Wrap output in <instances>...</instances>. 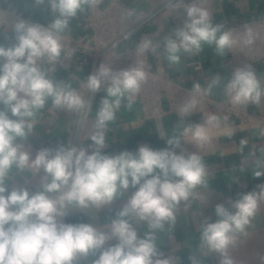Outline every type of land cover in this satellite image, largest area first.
Here are the masks:
<instances>
[{
	"label": "clouds",
	"instance_id": "obj_1",
	"mask_svg": "<svg viewBox=\"0 0 264 264\" xmlns=\"http://www.w3.org/2000/svg\"><path fill=\"white\" fill-rule=\"evenodd\" d=\"M42 4L44 0H37ZM102 0H48L55 18L44 26L22 18L12 26L13 39L0 44V264H76L81 258L96 256L92 264H173L170 258H159L157 232L175 220L177 208L192 197L198 186H207L208 173L197 153H177L182 138L201 145L209 141L205 125L218 127L220 118L210 114L204 123L187 124L179 135L166 140L163 149L141 145L136 152L122 151L104 154L108 125L116 119L122 101L129 109L147 81L145 62L138 59L148 52L157 53L163 47L171 65L181 61V54L194 55L205 45L214 46L215 53L224 56L233 47L251 45L255 36L251 29L240 35L222 30L213 24L209 11L195 0L184 4L187 18L183 25L164 37L162 45L145 34L136 46L135 64L115 71L101 63L85 82L93 94L104 90L106 95L96 112L93 142L89 152L72 144L56 148H42L33 157L27 141L36 128V117L46 105L53 109L87 114L90 101L70 84L51 78L45 65L54 66L63 51V33L70 21L85 7L95 8ZM178 5H173L177 8ZM128 16L133 15L129 10ZM219 74L207 87L194 83L192 91L209 95L221 84ZM228 102L236 107L259 105L264 99V83L250 65L237 67L224 84ZM199 101L189 99L180 109L188 116ZM9 113H11L10 118ZM229 131L230 129H226ZM163 138V137H161ZM242 144L245 141H241ZM262 162L257 161L254 177L264 176ZM13 168L30 171L39 177V190L7 186ZM136 190L103 229L91 223H65L64 217L73 209H101L111 205L129 187ZM264 203V184L239 195L230 206L217 204V219L205 218L199 226V252L207 256L218 254L219 264H235L230 249L235 246ZM59 218V219H58ZM143 223L147 231L143 238L136 225ZM117 243L105 247L108 241ZM192 264H200L198 256L190 257Z\"/></svg>",
	"mask_w": 264,
	"mask_h": 264
},
{
	"label": "crops",
	"instance_id": "obj_2",
	"mask_svg": "<svg viewBox=\"0 0 264 264\" xmlns=\"http://www.w3.org/2000/svg\"><path fill=\"white\" fill-rule=\"evenodd\" d=\"M124 1L134 9L131 16L134 24L166 0ZM186 1L187 3L192 2V0ZM195 2L209 11L213 24L222 25V30L226 23L244 20L252 16H264V0H195ZM170 3L157 10L142 25L119 41L116 45L117 48L133 44L144 30L153 34L152 40L155 43L159 42L162 45L164 37L170 35L174 29L181 27L187 18L184 7L174 9ZM87 10L86 6L84 11L79 12L70 21L69 27L63 35L74 37L84 35L85 32L80 22ZM0 12L11 13L18 19L22 18L30 23H40L44 26H47L55 18L50 11L48 0H44L42 4L37 3V0H0ZM11 29V26L0 25V44L8 45L12 42L13 32ZM222 59L223 56L215 53L214 46L207 45L198 54L182 53L181 61L177 65H171L167 61L162 46L157 49L156 54L150 53V60L155 66L165 67L176 80L185 86H191L197 80L203 87H207L212 77L219 74L222 78L221 84L214 87L209 94L218 99L227 98L224 84L230 79L233 72L223 66ZM197 60L201 65L199 69L191 64ZM44 67L46 70L49 67L52 68L49 75L54 80L68 83L71 87L75 85L57 64ZM252 68L264 83V61L253 64ZM105 95L106 93L102 91L90 96L91 107L87 116H96L100 102ZM126 105L127 99H124L116 114V119L108 125L107 147L102 149L104 154L114 155L125 150L136 152L141 145H148L153 149L170 147L166 140L171 136L179 135L184 126L204 123V116L200 114L185 119H178L174 116L166 117L165 136L160 138L155 132L152 122H136L140 114L136 102L130 109ZM2 107L0 105V108ZM247 107L254 114L264 115V99L259 105L249 104ZM9 116L15 118L11 117V113ZM36 118L39 119V122L36 123L32 135L27 141H22L26 149L30 146L33 157L42 148H56L68 144L74 146L81 114L53 109L49 102ZM225 125L227 124L221 123L220 126ZM241 141H245V143L242 144ZM86 142L93 143L90 139ZM257 161L264 164V129L257 128L250 132L238 130L223 135L218 154L203 158L208 173V183L207 186H201L203 190L201 202L196 201L193 196L190 197L187 206L182 202L176 210L175 220L167 223L164 230L157 232V246L162 253L159 258H170L173 264H192L190 257L198 256L200 264H219L218 254L211 253L204 256L199 252L200 223L204 222L205 218H209L210 222L217 219L215 214L217 204L230 206V202L239 198L240 194L252 191L258 185L264 184V176L254 177V172L258 170ZM259 170H264V167ZM43 175L42 170L37 176H33L30 171L21 172L13 168L7 186L9 189L22 187L27 180L31 192H35L39 190V177ZM135 190L130 186L127 192L113 201L111 205H106L101 209L88 208L82 211L73 209L70 214L64 217V222L91 223L103 229L116 217L117 212ZM136 230L138 236L143 238L147 227L143 223H138ZM116 243V239L113 238L107 242L105 247ZM230 254L234 258L235 264H264V203H261L252 225L247 229V234L238 238L235 246L230 249ZM98 255L99 253L86 259L81 258L76 264H92V260L98 258Z\"/></svg>",
	"mask_w": 264,
	"mask_h": 264
},
{
	"label": "built area",
	"instance_id": "obj_3",
	"mask_svg": "<svg viewBox=\"0 0 264 264\" xmlns=\"http://www.w3.org/2000/svg\"><path fill=\"white\" fill-rule=\"evenodd\" d=\"M185 3H187L186 0H173L170 4L172 7L178 5L177 8H182ZM129 10L134 13L133 7L124 0H102V3L97 7L88 8L83 16L80 22L85 32L83 36L63 35L64 47L60 60L56 64L75 83L73 88L84 95L86 100L89 92L92 96L104 91L101 89L95 94L90 90L87 91L85 82L89 74L95 73L101 63L110 65L115 71L129 68L135 64L136 46L141 37L145 34L151 38L153 36L149 31L144 30L133 44L117 48V43L107 48L133 24L132 15H127ZM17 20L18 18L11 13L0 12V25L12 27ZM246 29L252 30L255 41L248 46L241 43L233 47L231 51L226 52L222 59V64L226 69L233 71L237 67L252 66L255 63L264 61V16H252L244 20L229 22L224 24L223 27L224 31L231 30L237 36L242 35ZM150 53L138 57V59L145 62V68L149 76L135 99L140 109L137 123L152 122L155 132L161 138L165 136L166 117L174 116L178 119H185L200 114L205 118L210 114H215L220 118L218 127L205 125L209 135L207 143L196 145L185 142L183 139L181 147L175 149L177 153L181 151L185 154L195 152L202 159L213 157L220 151L222 136L229 134L226 129H230V133L238 130L250 132L257 128L264 129V115L254 114L249 111L248 107L233 106L227 98L218 99L210 95L194 93L192 91L193 85L185 86L176 80L168 69L160 65L155 66L150 60ZM191 64L196 69L201 66L199 60ZM197 82L200 83L196 80L193 84ZM193 97L199 103L195 111L185 116L180 112V109ZM37 122H39L38 118H36ZM94 122L95 117L86 114L80 131V145L78 144V147H84L89 152L94 149L90 147L92 144H88L86 141L90 139L94 131ZM221 123L227 125L220 126ZM22 187L28 188L31 192L27 180ZM192 196L196 201L201 202L203 198L202 187L198 186Z\"/></svg>",
	"mask_w": 264,
	"mask_h": 264
},
{
	"label": "water",
	"instance_id": "obj_4",
	"mask_svg": "<svg viewBox=\"0 0 264 264\" xmlns=\"http://www.w3.org/2000/svg\"><path fill=\"white\" fill-rule=\"evenodd\" d=\"M173 0H166L165 2H163L161 5H159L158 7H156L154 10H152L151 12H149L146 16H144L143 18L139 19L137 22H135L133 25H131L124 33H122L112 44H110L107 48H110L112 46H114L115 44H117L119 41H121L124 37H126L127 35H129L131 32H133L136 28H138L142 23H144L152 14H154L157 10H159L160 8H162L163 6L167 5L168 3H170ZM90 98V92L89 95L87 97V100H89ZM86 114L82 113L81 119H80V123H79V127H78V131H77V136L75 139V143L74 146L78 147L79 144V137H80V131H81V127H82V123L84 120Z\"/></svg>",
	"mask_w": 264,
	"mask_h": 264
}]
</instances>
